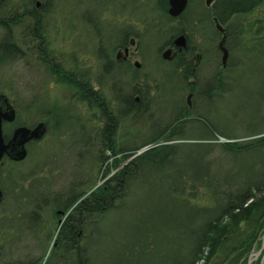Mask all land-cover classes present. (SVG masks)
<instances>
[{"label": "trees", "instance_id": "16d2710c", "mask_svg": "<svg viewBox=\"0 0 264 264\" xmlns=\"http://www.w3.org/2000/svg\"><path fill=\"white\" fill-rule=\"evenodd\" d=\"M89 1V12L97 11L96 17L90 21L87 18L90 16L89 12L88 14L86 12L87 17L83 18L94 27L100 44L103 45L105 37L101 33L102 24L98 10H107L105 8L112 5L114 0ZM132 1L136 7L143 8L140 16L136 18L142 26L143 33L136 31L134 24L122 26V41L111 44L108 51L103 46H100L98 50L101 76H109L113 83L112 89L115 92L116 103L112 104V101L108 103L102 98L100 92L94 89L92 79L86 77L85 73L68 70L58 63L52 64L51 61L54 62V58H47L49 50L43 26L44 13L38 10L37 4L21 11L9 9L5 0H0V24L6 28L4 36L0 39V52L2 53L0 67L8 62L24 59L27 55L32 56L33 53H36L34 55L42 60L51 74H59L63 80L68 82L74 89L75 96L85 103L88 102L90 107L95 106L100 110L99 118L104 124L95 129L102 148L98 153L99 156H96L99 162L109 157L103 155L106 150L116 156L113 162L115 165L127 161L106 182L96 188H91L94 185L92 184L88 190L79 191L76 189V185L82 186L85 183L73 182V186L65 192H51L52 198L47 200L49 202L46 201L47 204L44 207L38 203L37 199L33 200L31 188L33 185H37L41 192L47 191L45 183H43L45 178L39 177V174L42 173L41 171L48 162H43L28 170L9 169L7 177L2 178L4 199L0 206L5 201L7 206L9 193L18 188L19 191L14 193L17 194L21 203L23 208L21 210H29V214L37 216L41 225L42 210L52 205L53 216L51 218L58 217L59 226L56 241L48 257L45 258L46 249L44 254L38 258L30 254L27 255V258L25 256L22 259L8 260L0 264H95L94 234L98 233V225L110 212L117 210L133 192L144 188L148 181L137 180L142 166L151 167L153 170L148 172L149 175L154 174L157 179L165 182L164 191L168 194L167 197L175 198L177 194L183 198L184 202L190 204L188 196L196 198L198 190L204 188L210 193L214 202L211 207H199L197 212L200 220L204 216L207 217V220H204L203 229L197 230L198 242L190 243L188 248H185L179 255V259H177L174 237L170 235L172 232L150 227H144L141 236L135 239L144 254L153 256L159 244L165 247V249L161 248V252L159 251L161 264H198L200 260H203V264H248L251 253L261 247L264 235V119L259 126L249 127V132L244 136H237L227 131L219 132L218 126L209 118V113L214 111L215 96L218 95V91L224 90L227 85V81L222 75L223 72H227L229 75L236 68L233 56L229 59L226 70L222 71V67L216 64V69L210 77H202L201 73L205 69V64L207 66L209 61L219 57L216 53L220 54L218 39L215 38L219 35L214 27L213 19L215 17L222 24L228 26V47L233 48V51H236V48L237 50L241 49L250 62L264 60V28L253 36V44L247 46L244 40L246 27L243 22L244 15L259 7L264 3V0H215L210 8L202 5L199 12L195 11L193 3L198 1L201 5L204 0H190L186 12L178 18L169 15L168 0H144L142 3H140L141 0ZM124 9L126 7L123 5L119 11H124ZM113 10L116 14L115 7ZM26 18L29 19V22L21 32V42L19 43L15 39L13 26L20 24ZM180 33L187 34L189 42L195 36H200L202 43L198 46L199 51L203 53V58L199 64L195 63L194 49L190 44L186 49L178 52L171 61L162 58V49L171 44L173 38ZM144 35L165 36L162 40L163 43L157 47V56L160 61L163 65L170 67L168 71L173 73L179 86L183 84L187 91H194L195 97L202 95L207 99V104L202 106L204 110L201 111L198 110L195 103L190 108L186 102L187 105L179 106L174 118L167 122L160 134L152 135L147 140L131 147L118 149L116 134L121 120L124 117L132 116L133 118L145 112L154 101H157L158 97L161 98L164 87L163 79L158 78L155 85L151 86V89L155 91V94L151 95L148 84H146L147 87H141L142 80L138 73L139 69L131 61L115 58L117 49L130 44L131 38H136L139 41L140 53L145 56L147 52L145 43L142 42ZM107 41H111V39ZM200 46L203 47V51ZM213 51L215 56L211 55ZM163 74H168V72ZM236 77L233 78V82ZM119 91H121V95H119ZM47 102L49 100L45 95L39 94L22 106L26 110L35 107L31 120H23L22 111L16 104L15 122L5 125L7 139L11 136L14 126L32 125V123L35 124L41 120L47 121L48 133H56L57 136L63 134L64 130H61L60 123L53 119L54 108L44 106ZM53 103L56 105L58 102ZM207 108L208 112H204ZM38 115H40L39 118L36 117ZM34 121L36 122L34 123ZM203 127L207 130L205 131L206 135L191 136L193 128ZM85 130H88L92 136L86 125ZM214 134L228 140L206 143L197 141ZM189 137L196 139L187 143H170L176 139L183 140ZM39 141H33L28 145L30 146L28 154L30 160L32 148ZM217 145L226 155L224 166L217 160L208 158L210 150ZM144 147L146 149L139 152ZM185 149H188L187 153L183 152ZM4 161L16 167L23 164L25 160L14 162L4 158ZM27 162L25 161V163ZM166 163H170V165L165 168ZM3 172V167L0 164V174ZM5 179H10V186L5 185ZM26 182H28L27 185ZM89 191L90 193H87ZM3 210L0 219L12 217V214L7 211V207ZM19 216H22L21 212ZM62 216L65 217L62 218ZM62 219L64 220L60 223ZM10 226H0V231L1 229L4 231V238L11 251L15 244L23 241L28 233L37 231L28 229L17 235V232H14L13 227ZM5 233L9 238L5 237ZM2 248L4 245H0V261L7 258L9 254L12 255L9 250L3 251ZM260 260L261 258L253 264H260Z\"/></svg>", "mask_w": 264, "mask_h": 264}, {"label": "rangeland", "instance_id": "374dc122", "mask_svg": "<svg viewBox=\"0 0 264 264\" xmlns=\"http://www.w3.org/2000/svg\"><path fill=\"white\" fill-rule=\"evenodd\" d=\"M9 9H24L33 7L37 4L40 12L44 13V30L46 34L47 47L49 50L48 59L54 58V64H60L68 70H77L85 73L86 77L92 79V85L95 90H98L108 103H116L115 92L112 89V81L109 76H101L100 59L98 50L103 46L107 51L109 46L123 39L122 26L134 24L135 30L142 32V26L137 19L143 8L136 7L132 0H114L113 4L106 7L107 10L99 9L102 35L105 37L103 45L100 44L99 36L94 27L83 17L88 14L90 1L89 0H5ZM48 2V3H47ZM144 2L141 0L140 3ZM205 4V0L203 1ZM125 6L124 11H119L122 6ZM196 12H199L196 7H201L198 1L193 3ZM113 7L117 10L114 14ZM103 8V7H102ZM97 11H90L88 20H93L96 17ZM243 18V17H242ZM29 19L22 20L20 24L13 26L14 36L19 43L21 42V32L24 29ZM243 22L246 27L244 40L247 46L253 44V36L264 28V3L259 7L244 15ZM10 28V26H9ZM8 28V29H9ZM6 28L0 24V39L4 36ZM111 41H107L109 39ZM152 38V39H151ZM165 36H143V44L147 54L143 56L138 54L137 46L133 45L131 51L133 56L131 62H140L139 75L141 77V87L150 86V94L154 95V89L151 86L155 85L158 78L164 81V87L161 98L143 113L137 116H127L121 120L120 127L116 134L118 149L131 147L136 143L147 140L152 135L157 136L162 131L163 127L174 118L175 112L179 106H185L188 92L181 84L179 86L173 73H170L169 66L163 65L157 56L158 49L163 42ZM215 38L218 39L217 36ZM1 41V40H0ZM200 36H195L192 44H201ZM216 43V42H215ZM140 44H142L140 42ZM201 50L203 49L200 46ZM235 47V46H234ZM203 51V50H202ZM218 52V51H216ZM116 53V52H115ZM0 52V56H1ZM33 53L27 55L24 59L8 62L0 67V92L5 93L16 107L18 104L23 120H31L34 114L35 107L26 110L25 104L30 102L35 96L45 95L47 100L44 106L46 108H54L53 119L60 123L63 134L48 133L45 137L34 145L32 148L31 160L28 157L27 163L14 167L2 161L3 173L1 178L7 177L9 169H24L36 167L43 162H48L43 168L39 177L45 178L46 192H41L37 185L31 188V196L37 199L38 203L44 207L48 199L52 198L51 192H65L69 187L73 186V182L77 184L85 183L77 186L76 189L96 188L100 184L106 182L114 173H116L126 162L115 165L113 153L107 150L103 155L109 156L104 161L99 162L96 156H99L101 151L100 140L95 129L102 126L104 123L99 118L100 110L95 106L90 105L79 97L75 96L74 89L67 81L62 79L59 74H51V71L36 57ZM215 56V52L212 54ZM209 61V66H205L201 76L210 77L217 66H221V55ZM233 62L236 68L231 74L223 72V77L227 81L224 90H219L215 96L216 102L213 113H209L214 123L223 131L230 132L237 136H244L249 132V127L259 126L264 119V60L249 61L248 57L243 54L241 49L232 52ZM213 64V65H212ZM245 69V70H243ZM168 74H163L167 73ZM238 75V76H237ZM237 76V77H236ZM236 80L233 82V78ZM119 87V85L117 84ZM227 87V88H226ZM121 95V91H119ZM58 103L54 105L53 102ZM192 102L196 104L198 110L203 111L204 104H207V99L202 95L192 97ZM17 110V108H16ZM208 112V108L204 111ZM37 118L40 115L36 116ZM36 121H34L35 123ZM29 124V123H28ZM33 124V123H32ZM31 125V124H29ZM85 125L90 130H85ZM16 127V126H14ZM6 130V127H5ZM207 131L204 127L200 129L193 128L191 136H204ZM195 137H189L183 140H173L170 143H187L195 141ZM228 139L223 136L214 134L206 136L197 141L200 142H224ZM30 150V146H28ZM30 152V151H29ZM184 153L188 149L183 150ZM111 155V157H110ZM122 155V154H120ZM119 156V155H118ZM208 158L215 159L225 165L224 159L226 155L224 151L217 145L210 150ZM130 159V158H129ZM170 163L165 164V168ZM111 167V169H109ZM142 170L138 173L140 181L147 182L139 191L125 200L121 206L110 212L98 225V233L94 234L96 247L94 250L95 264H161L162 260L159 256L161 248L159 245L155 249L153 256L144 254L141 251L136 238L141 236L144 227H150L163 231H170L171 237H174L175 250L177 259L185 248L191 244L198 242L197 230H202L204 220L207 217L199 218L197 212L199 207L214 205L213 198L210 193L200 188L196 198L190 197V204L184 202L179 195L167 197L164 191L165 182L157 179L156 175H149V171L153 169L149 166H142ZM10 180V179H9ZM4 180L6 186L11 185V181ZM28 182L25 184L27 185ZM96 185V186H95ZM18 192L19 189L15 188ZM15 191L9 193L5 203L0 206V216L7 207V211L12 214L11 218H1L0 226L13 227L17 235L24 233L25 230L33 231L25 236L24 240L17 242L12 248L7 244L4 238L3 230L0 231V245H4L3 251L9 250L11 254L4 258L0 263L22 259L27 255L38 258L41 257L47 249L48 257L53 244L55 243L57 228L59 226L58 217L51 218L52 205L44 208L41 212L42 222L39 224L37 216L30 215L29 210H21V203L15 194ZM87 193H90L87 192ZM186 197V196H185ZM47 201V202H46ZM200 206H197V205ZM55 207V206H54ZM204 211L203 209H201ZM22 216H19V213ZM65 216H62L64 218ZM61 223V222H60ZM40 227V230L39 229ZM10 228V230H12ZM41 229H43L41 231ZM6 235V233H5ZM5 237H8L6 235ZM165 244V243H164ZM142 246V245H141ZM129 254V255H128ZM203 264V260L199 262Z\"/></svg>", "mask_w": 264, "mask_h": 264}, {"label": "water", "instance_id": "95a60500", "mask_svg": "<svg viewBox=\"0 0 264 264\" xmlns=\"http://www.w3.org/2000/svg\"><path fill=\"white\" fill-rule=\"evenodd\" d=\"M169 7L168 13L172 17L180 16L187 8L188 0H168ZM213 0H207V5H211ZM216 20L217 28L224 33L223 37L219 42V48L222 51V62L226 66L229 57V50L225 45L226 33L223 25ZM173 43L180 49L187 46V37L185 34L176 36L173 39ZM131 44L136 45L135 38L131 39ZM137 46V45H136ZM138 47V46H137ZM126 51H129V47H126ZM162 57L166 60H171L174 57V50L169 47L163 50ZM135 65L140 67V62L136 61ZM192 93L188 94L187 102L191 105ZM17 112L16 108L11 102L10 98L5 94L0 92V163H2L5 156L9 157L14 161H23L28 156V144L33 140L42 139L48 131V123L46 120H41L36 122L34 125H18L14 128L12 135L7 139L5 134L4 125L6 123H12L16 120ZM144 150L141 149L140 151ZM4 192L1 186V176H0V203L3 201ZM264 248V236L261 249L251 254L249 258V264L256 260L261 254ZM261 264H264V256L261 260Z\"/></svg>", "mask_w": 264, "mask_h": 264}, {"label": "flooded vegetation", "instance_id": "af4514ba", "mask_svg": "<svg viewBox=\"0 0 264 264\" xmlns=\"http://www.w3.org/2000/svg\"><path fill=\"white\" fill-rule=\"evenodd\" d=\"M214 2V1H213ZM190 5V0H189V4H188V6ZM188 6H187V8H188ZM205 7H207V8H210V7H208L207 5H206V0H205V5H204ZM198 10H201V7H196ZM187 10V9H186ZM186 10L183 12V13H185L186 12ZM196 11V10H195ZM195 14V13H194ZM181 16V15H180ZM179 16V17H180ZM178 18V17H177ZM213 22H214V25H215V27H216V23H215V21L213 20ZM223 26L225 27V33H226V36H227V39H228V37H229V30H228V26L226 25V24H223ZM182 34H184V33H182ZM218 34H219V40L223 37V35H224V33L223 32H221V31H219L218 32ZM179 35H181V33L179 34ZM186 36H187V34H185ZM199 36V35H198ZM187 40H188V36H187ZM130 43V42H129ZM187 44L189 45L190 44V46L194 49V58H195V63H196V65L197 64H199L200 62H201V60H202V58H203V53L201 52V51H199V46L198 45H194V44H192V41L191 42H189V41H187ZM188 45H187V47H188ZM127 46H130L129 44L127 45ZM127 46H124V47H120V48H118L117 49V51H116V55H115V58L117 59V60H120V59H122V60H125V61H131V59H132V56H133V52L131 51V47H130V49H129V51L127 52L126 51V47ZM167 46H170L171 48H173V50H174V55L176 56L177 55V53L178 52H180V51H182L181 49H179L174 43L173 44H170V45H167ZM166 46V47H167ZM186 49V48H185ZM228 49H229V54L231 55L232 54V51H233V48H230V47H228ZM45 58V57H44ZM45 59H47V58H45ZM205 62H206V60H205ZM51 63L52 64H54L52 61H51ZM205 66H206V64H205ZM225 70V69H224ZM192 82H195V80H192ZM190 92H192L193 93V96L195 95V92L194 91H190Z\"/></svg>", "mask_w": 264, "mask_h": 264}]
</instances>
